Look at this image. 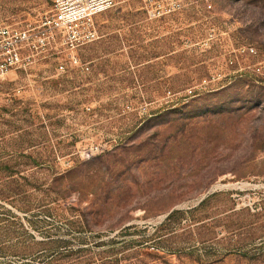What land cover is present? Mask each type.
Instances as JSON below:
<instances>
[{"label": "rangeland", "instance_id": "obj_1", "mask_svg": "<svg viewBox=\"0 0 264 264\" xmlns=\"http://www.w3.org/2000/svg\"><path fill=\"white\" fill-rule=\"evenodd\" d=\"M54 1L0 0V22ZM94 23L78 65L56 39L0 80V264H264V0Z\"/></svg>", "mask_w": 264, "mask_h": 264}, {"label": "built area", "instance_id": "obj_2", "mask_svg": "<svg viewBox=\"0 0 264 264\" xmlns=\"http://www.w3.org/2000/svg\"><path fill=\"white\" fill-rule=\"evenodd\" d=\"M118 3L119 0H55L52 16L40 28L19 29L0 22V80L12 71L29 67L36 56L46 57L56 39L66 52L58 70L65 72L67 62L78 65L77 51L98 39L95 17ZM85 70L89 71V67Z\"/></svg>", "mask_w": 264, "mask_h": 264}, {"label": "trees", "instance_id": "obj_3", "mask_svg": "<svg viewBox=\"0 0 264 264\" xmlns=\"http://www.w3.org/2000/svg\"><path fill=\"white\" fill-rule=\"evenodd\" d=\"M176 214L175 212H173L172 214L169 215L168 219H172L173 215Z\"/></svg>", "mask_w": 264, "mask_h": 264}]
</instances>
